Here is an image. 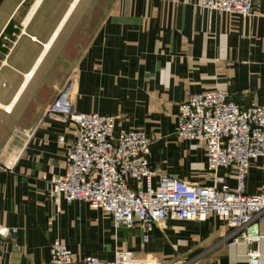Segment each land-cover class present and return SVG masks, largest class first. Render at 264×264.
Returning a JSON list of instances; mask_svg holds the SVG:
<instances>
[{"label":"crops","instance_id":"crops-1","mask_svg":"<svg viewBox=\"0 0 264 264\" xmlns=\"http://www.w3.org/2000/svg\"><path fill=\"white\" fill-rule=\"evenodd\" d=\"M75 76L77 111L116 116L115 134L144 130L151 167L210 185L205 150L176 133L179 104L213 87L241 106L264 103V0L248 17L200 0H0V224L18 229L0 264H44L57 238L105 261L122 245L175 264H248L256 246L231 244L217 216L168 218L145 241L139 224L117 229L87 202L54 206L48 180L64 173L73 126L44 112ZM218 174L236 185L231 169ZM246 192L264 193V157Z\"/></svg>","mask_w":264,"mask_h":264},{"label":"built area","instance_id":"built-area-1","mask_svg":"<svg viewBox=\"0 0 264 264\" xmlns=\"http://www.w3.org/2000/svg\"><path fill=\"white\" fill-rule=\"evenodd\" d=\"M257 0H200L208 10L248 17ZM31 75L32 72H29ZM76 79L71 78L44 112L46 118L73 126L67 143L65 170L49 180V197L59 210L62 202L84 201L113 219L115 228L140 225L148 241L155 225L168 218L183 221L217 216L229 228L231 244L245 243L248 264H263L258 245L264 241V193L246 192L252 161L264 157V103H236L227 89L213 87L190 94L179 104L176 133L205 150L212 184H197L150 165L151 138L142 129L115 134L117 117L75 108ZM66 143L65 136L59 138ZM220 168L231 169L230 186ZM252 230V233L249 230ZM17 227L0 224V252L14 239ZM44 264H155L136 260L118 249L112 261L74 252L57 238Z\"/></svg>","mask_w":264,"mask_h":264},{"label":"rangeland","instance_id":"rangeland-1","mask_svg":"<svg viewBox=\"0 0 264 264\" xmlns=\"http://www.w3.org/2000/svg\"><path fill=\"white\" fill-rule=\"evenodd\" d=\"M75 79H76V76H75ZM76 82H77V80H76ZM75 86H76V96H75V101H76V97H77V93H78V90H77V83L75 84ZM54 101V100H53ZM52 101V102H53ZM51 102V103H52ZM50 104V103H49ZM48 104V105H49ZM47 105V106H48ZM46 106V107H47ZM66 150H67V148H66ZM65 160H66V158H65ZM0 167H2L1 165H0ZM102 223H103V221H101V220H99V223H98V225L101 227L102 226ZM113 225H114V222H113ZM114 227H115V225H114ZM124 228V226H120V227H118L117 229H120V228ZM60 239V238H59ZM120 239V238H119ZM144 239V238H143ZM62 240V239H61ZM120 242V241H119ZM118 249H122V250H127V248H125L124 246H120ZM117 249V250H118ZM141 256V255H140ZM139 256V254L136 252V254L134 253V257L136 258V260H152V261H154L155 262V264H175V262H176V260H167L166 259V261H164V259H156V258H146L145 256H141L140 257Z\"/></svg>","mask_w":264,"mask_h":264}]
</instances>
